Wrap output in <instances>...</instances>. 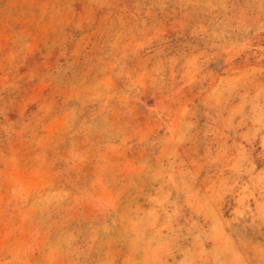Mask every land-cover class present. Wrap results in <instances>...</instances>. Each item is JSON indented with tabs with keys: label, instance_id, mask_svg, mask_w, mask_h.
Segmentation results:
<instances>
[{
	"label": "rangeland",
	"instance_id": "1",
	"mask_svg": "<svg viewBox=\"0 0 264 264\" xmlns=\"http://www.w3.org/2000/svg\"><path fill=\"white\" fill-rule=\"evenodd\" d=\"M0 264H264V0H0Z\"/></svg>",
	"mask_w": 264,
	"mask_h": 264
},
{
	"label": "trees",
	"instance_id": "2",
	"mask_svg": "<svg viewBox=\"0 0 264 264\" xmlns=\"http://www.w3.org/2000/svg\"><path fill=\"white\" fill-rule=\"evenodd\" d=\"M223 67V66H222ZM222 67L220 69H222Z\"/></svg>",
	"mask_w": 264,
	"mask_h": 264
}]
</instances>
